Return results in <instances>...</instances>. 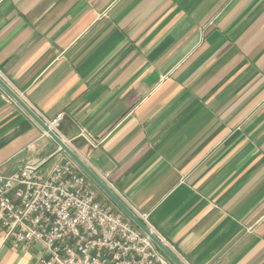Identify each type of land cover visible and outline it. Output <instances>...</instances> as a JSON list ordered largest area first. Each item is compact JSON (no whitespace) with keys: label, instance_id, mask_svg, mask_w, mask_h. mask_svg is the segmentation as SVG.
Instances as JSON below:
<instances>
[{"label":"crops","instance_id":"0c3cea01","mask_svg":"<svg viewBox=\"0 0 264 264\" xmlns=\"http://www.w3.org/2000/svg\"><path fill=\"white\" fill-rule=\"evenodd\" d=\"M0 80L182 264H264V0H0ZM9 97L0 174L49 169ZM39 258L0 229V264Z\"/></svg>","mask_w":264,"mask_h":264},{"label":"built area","instance_id":"2783aa9c","mask_svg":"<svg viewBox=\"0 0 264 264\" xmlns=\"http://www.w3.org/2000/svg\"><path fill=\"white\" fill-rule=\"evenodd\" d=\"M38 117L61 139L63 114ZM55 156L47 170L44 164H25L8 176L0 174L4 243L24 252L38 250L39 264H173L129 218L98 200L92 181L66 154ZM138 219L163 244L146 216Z\"/></svg>","mask_w":264,"mask_h":264},{"label":"water","instance_id":"95a60500","mask_svg":"<svg viewBox=\"0 0 264 264\" xmlns=\"http://www.w3.org/2000/svg\"><path fill=\"white\" fill-rule=\"evenodd\" d=\"M0 86L13 98L17 104L42 128L44 132L47 133L50 140L53 143V149L57 146L59 147V152L66 154L92 181V183L114 204L116 209H118L123 215L129 218L132 223L145 233L151 241L157 246V248L173 263L182 264L178 258L167 249L150 231L144 226V224L127 208V206L115 195L113 194L107 186L96 176L91 170L71 151L55 134H53L48 127L39 119V117L30 109L28 106L18 98L1 80Z\"/></svg>","mask_w":264,"mask_h":264}]
</instances>
